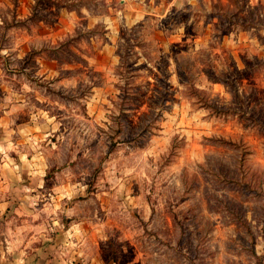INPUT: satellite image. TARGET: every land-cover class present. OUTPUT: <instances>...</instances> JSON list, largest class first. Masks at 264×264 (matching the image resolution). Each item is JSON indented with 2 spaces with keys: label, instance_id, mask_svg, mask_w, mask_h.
<instances>
[{
  "label": "rangeland",
  "instance_id": "1",
  "mask_svg": "<svg viewBox=\"0 0 264 264\" xmlns=\"http://www.w3.org/2000/svg\"><path fill=\"white\" fill-rule=\"evenodd\" d=\"M0 199L9 264H264V0H0Z\"/></svg>",
  "mask_w": 264,
  "mask_h": 264
},
{
  "label": "crops",
  "instance_id": "2",
  "mask_svg": "<svg viewBox=\"0 0 264 264\" xmlns=\"http://www.w3.org/2000/svg\"><path fill=\"white\" fill-rule=\"evenodd\" d=\"M2 184V183H1ZM1 200V199H0ZM7 201L6 199L3 201V203H0L4 206V204H6ZM2 205H0V207H2ZM2 219V218H0ZM8 233L6 232L5 228L0 230V264H9L7 263L6 260V253H7V246H6V239H7V235ZM11 264H38L34 261V259H32L31 257H28V254L25 255V257H22L21 259L17 260L14 263Z\"/></svg>",
  "mask_w": 264,
  "mask_h": 264
}]
</instances>
